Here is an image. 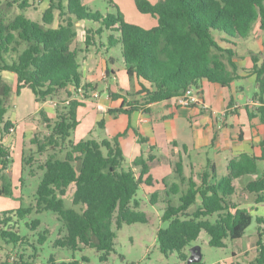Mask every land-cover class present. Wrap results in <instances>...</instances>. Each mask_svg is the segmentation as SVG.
<instances>
[{
  "label": "trees",
  "instance_id": "trees-1",
  "mask_svg": "<svg viewBox=\"0 0 264 264\" xmlns=\"http://www.w3.org/2000/svg\"><path fill=\"white\" fill-rule=\"evenodd\" d=\"M136 5L140 12L157 19L158 26L145 29L130 24L120 13L117 17L104 16L89 10L84 0H50L40 22L24 14L9 19L0 7V73H14L18 92L30 89L37 102L58 101L55 122L51 124L52 120L45 119L48 133L41 139L39 132L31 141L38 154L50 151L44 163L38 166L44 174L36 192L35 208L0 213V241L13 245L17 251L25 250L26 246L35 250L28 262L25 255H21V263L17 264H36L37 249L18 228L19 222L34 211L53 212L62 221L63 229L54 243L56 247L72 251L95 249L102 263H107L115 251L116 230L124 225L151 221L141 209L137 196L144 185L152 186L155 182L149 166L154 158L141 157L132 163V168L125 169L119 142V137L125 134L102 142L93 138L78 143L70 140L80 124L78 110L85 106L92 88L90 84L83 85L79 53L72 49L78 34L77 23L93 21L113 32L107 46L121 49L128 77L150 85L139 92L143 98L129 102L128 108L110 110L113 116L131 114L150 104L183 97L188 88L199 89L202 80L230 86L237 79L233 62L236 53L223 44L234 45L235 40L247 39L255 25L264 31V0H160L157 3L136 0ZM14 6L25 11L32 5L29 0L8 2V8ZM57 19L58 25L54 27ZM103 31L101 28L87 30V50L96 42L101 43ZM254 63L259 85L255 98L262 103L259 109L264 120V61L258 65L259 61L254 58ZM70 88L75 93L84 89L86 100L74 99ZM10 92L7 84L1 85V139L10 135L13 128L6 119ZM61 98L63 102L59 101ZM58 149V152L66 151L64 159L58 157ZM34 161L33 156L28 158L23 152V174L26 166ZM11 163V149L0 143L3 178ZM182 169V165L177 164L175 173L181 182H186L187 188L182 191L176 184L169 187V194L179 195V204L170 202L164 209L162 226L157 232L160 252L166 257L176 254L181 262H187L190 248L197 244L203 232L209 236V245L217 249L226 248L228 242L246 239V231L254 218L232 198L236 194V180L258 175L257 159L242 155L230 161L229 172L222 178L218 177L212 162H208L198 181L183 177ZM163 183L166 184V180ZM9 188L10 184H5L0 194L10 195ZM245 190L257 196V203H264V176L250 181ZM69 191L73 205L79 209L66 208ZM157 198L152 195V199ZM256 221L264 225V218L258 217ZM26 225L36 231L41 221L35 219ZM46 240L47 235L40 234L38 244L43 245ZM4 250L5 247L0 246V251ZM257 251V257L249 264H264V230L261 228ZM54 262L51 258L48 264H56ZM0 264L7 262L0 260ZM233 264L247 263L234 261Z\"/></svg>",
  "mask_w": 264,
  "mask_h": 264
},
{
  "label": "crops",
  "instance_id": "crops-1",
  "mask_svg": "<svg viewBox=\"0 0 264 264\" xmlns=\"http://www.w3.org/2000/svg\"><path fill=\"white\" fill-rule=\"evenodd\" d=\"M80 27L83 28L82 31L78 30ZM87 30L89 29L86 25H77V32L82 34L83 41L86 39ZM233 43L234 45L223 44L236 53L233 62L236 65L237 79L230 86L224 87L202 80L200 88L194 89L193 92L197 102L191 106H182L178 98H175L141 107L131 114L122 113L117 116L111 115L110 110L128 108L129 102L143 98L139 92L143 87L150 88V85L127 75L129 80L135 82V86L127 83L124 88L118 85L117 89L112 88L109 81L114 73L111 72L109 62L102 52V49L107 52L110 50L108 44L101 41L98 44L96 42L94 47L88 50L82 47V56L79 58L82 60L80 72L83 85L90 84L91 92L100 94L98 99L89 98L85 106L96 102L95 105L102 116H107L109 121L117 120L123 124L118 126L116 132L125 134L120 138V146L125 157L124 168H132V163L141 157L154 158L149 162V166L150 175L155 182L152 186L144 185L143 189L150 204L160 207L156 215L160 220L159 228L162 226L161 219L167 204L170 202L174 205L179 204V195L169 194V187L176 184L182 191L187 188L186 182H181L175 173L177 164L182 165L183 177L198 181L208 162H212L216 165L218 177L222 178L229 172L230 161L242 155L257 159L258 175L236 180V194L232 199L241 208L249 210L254 221L258 217L264 218V203H257V196L248 194L245 190L250 181L257 179V176H264V120L259 109L262 103L255 98L259 85L254 72V58L259 61L258 65L264 61V31L259 25H255L247 39L235 40ZM92 62L93 64L88 67L87 65ZM0 74L2 84H7L11 88L10 98L15 96L14 100L12 98L13 103L10 100L6 114V119L13 124L14 133L0 138V143L10 148L13 156L18 144H23L24 147L25 144L31 143L37 133L42 132V128L46 126V118L55 119L58 101L37 102L33 92L27 91L28 88L18 92L17 76L14 73L7 71ZM101 83L108 92L106 99H102V93L98 88ZM69 90L73 96L78 97L73 88ZM123 118L128 120L124 121ZM164 180L166 184L163 183ZM154 194L158 196L157 200L152 199ZM138 200L141 201L143 209L145 203L141 199ZM153 201L155 204H152ZM193 210L192 208L191 211ZM145 213L152 221V217ZM263 227L264 225L258 226L255 240H252L246 231V239L230 242L233 244L232 247L228 242L227 247L222 250L231 251V257L226 256L214 264H233L234 261L249 264L254 261H246V257L253 251L258 254V231L259 228L264 230ZM171 256H175V264H188L181 262L176 254Z\"/></svg>",
  "mask_w": 264,
  "mask_h": 264
},
{
  "label": "rangeland",
  "instance_id": "rangeland-1",
  "mask_svg": "<svg viewBox=\"0 0 264 264\" xmlns=\"http://www.w3.org/2000/svg\"><path fill=\"white\" fill-rule=\"evenodd\" d=\"M10 1L21 2L22 0H0V7L6 11V15L9 19H13L18 14H24L37 22L42 20L44 12L50 5V0H45L46 2L44 0H29L30 5H32L31 8L21 11L17 6L8 8V2ZM149 1L157 3L160 0ZM84 3L89 10L99 12L104 16L113 15L117 17L118 13H120L126 22L141 26L145 29H152L158 26L157 19L150 14H144L138 10L136 0H84ZM57 25L58 19L55 22L54 27ZM77 25H86L89 30L103 29L104 31L101 36V41L105 44H108L109 36L113 34V32L107 30L102 24L93 21L80 22L77 23ZM78 30L82 31L83 28L80 27ZM77 33L78 34L72 44V48L76 49L79 53V57H81V53L83 51L82 47L86 48V45L85 41H83L82 34H80V32ZM99 39L100 37H97L98 41ZM102 52L105 55L106 60L109 62L111 72L114 73L109 81L112 88L117 89V85L120 88H124L127 83L128 85H131L132 83V87L135 86V82L129 80L127 77V71L120 48H110L108 52L105 51V49H102ZM79 57L78 60L80 64H82V60ZM92 64L93 62L89 63L87 66L90 67ZM2 83L3 81L0 80V88ZM98 88L102 93V99H106L108 97V92L105 85L101 83ZM130 90L132 91V89H129V91ZM27 91L32 93L30 89H27ZM12 98L14 100L15 96L10 98L13 103ZM59 101L63 102L64 99L61 98ZM95 104L88 103V105L79 109L78 120L81 124L71 135L70 140L73 142L78 143L82 140H88L90 138H93L98 142H102L104 140H114L120 135L116 132V130L119 125L123 124L117 122V120L115 122L112 120L109 121L107 116H102ZM11 110H13V107ZM123 119L124 121L128 120V118ZM54 122L55 119H52L51 124ZM101 123H103V125H101ZM47 133L48 130L45 126L42 128V132H40L39 137L43 139L44 134ZM120 138L121 137H119V142ZM58 151L59 149L57 152ZM23 152L26 157L29 158L30 156H33L35 160L32 164L26 166L24 174L22 172ZM49 153L50 151L48 153L38 154L36 152V146L31 143L25 144L24 147L23 144H18L17 151L12 156V163L9 171L6 172L4 178L2 174L0 175V190L4 188L5 184H10V195L0 194V213L12 212L20 208H35L36 192L44 174L43 171L38 170V166L44 163ZM57 154L60 159H64L66 151L58 152ZM22 177L23 180H21ZM145 192L146 191L142 187L138 191L137 198L143 200L145 203L142 210L147 212L152 217V221L149 224L124 225L123 228L116 230L117 239L115 251L111 254L107 263H102L100 261L99 254L95 249L86 248L83 250L72 251L56 247L54 243L59 237L60 231L63 229V223L53 212L43 211L41 213H36V211H34L31 216L19 222V233L23 237H27L30 243L36 247L38 252L35 259L36 264H48L51 258L55 260L54 263L56 264H175V256L170 255L169 257H166L161 254L159 250L156 234L157 229L160 226V220L156 215L160 207H158L159 205L157 207L151 205L146 199ZM162 204L163 203L161 202V205ZM65 206L69 209H79L73 205V195L71 191L68 192V195L65 198ZM192 208L194 209L196 206ZM35 219H39L41 221V225L36 231H32L27 227L26 223ZM258 226L259 225L255 220L251 227L247 230V235L250 236L252 240H255V238L257 239ZM43 233L47 235V240L43 245H39L38 239L40 234ZM65 233L66 232H63V234ZM208 241V234L203 232L199 240L196 242L202 250L203 264H214L226 256L231 257V251L213 248L209 245ZM229 245L232 247L233 244H230L229 242ZM0 246L5 247L4 251H0V259L3 262H7V264H17V262L21 263L19 259L21 255H25V262H28L29 258L35 253L33 247L26 246L25 250L17 251L14 250L13 245L7 246L1 241ZM256 257L257 252L253 251L246 257V261L255 260ZM32 262L33 261L30 263ZM177 263L180 262L177 261Z\"/></svg>",
  "mask_w": 264,
  "mask_h": 264
},
{
  "label": "built area",
  "instance_id": "built-area-1",
  "mask_svg": "<svg viewBox=\"0 0 264 264\" xmlns=\"http://www.w3.org/2000/svg\"><path fill=\"white\" fill-rule=\"evenodd\" d=\"M193 92H194V88L192 87L188 88L185 95L183 97L178 98L179 104L182 106H191L195 104L197 102V99ZM76 94L78 97H75L74 99L83 100V101L86 100V92L84 91V89L82 88L78 89ZM99 97H100V94L98 92H93L90 98L98 99ZM12 133H14L13 128L11 129V134ZM139 264H142V263H139Z\"/></svg>",
  "mask_w": 264,
  "mask_h": 264
},
{
  "label": "water",
  "instance_id": "water-1",
  "mask_svg": "<svg viewBox=\"0 0 264 264\" xmlns=\"http://www.w3.org/2000/svg\"><path fill=\"white\" fill-rule=\"evenodd\" d=\"M189 252H190V257L187 261L188 264H199L202 262L203 254L200 246L195 245L191 247Z\"/></svg>",
  "mask_w": 264,
  "mask_h": 264
}]
</instances>
